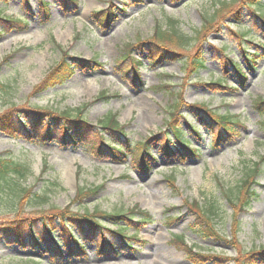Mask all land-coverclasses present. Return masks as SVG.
Segmentation results:
<instances>
[{
    "label": "rangeland",
    "instance_id": "rangeland-1",
    "mask_svg": "<svg viewBox=\"0 0 264 264\" xmlns=\"http://www.w3.org/2000/svg\"><path fill=\"white\" fill-rule=\"evenodd\" d=\"M76 2V8L64 0L0 2V17L27 23L21 29L0 21V113L13 105L72 115L77 111L85 124L80 126L82 129L77 127L82 133L79 132L80 139L75 141L63 140L57 133L46 141L36 129L30 139L12 138L0 130V158L21 163L27 170L18 180L21 191L7 188L0 191V264H153V259L159 256L163 261L160 264H237L251 251L264 248V163H261L264 118L252 109L255 98L264 99V53L254 59L253 71L243 61L244 56L250 58L258 52V46L264 48V32L254 24V17L245 8L240 21L230 17L240 3L233 0ZM43 4L47 5L49 16L41 11ZM221 5L226 7L222 19H218L222 22L221 30L207 37L200 30L202 19L217 17ZM98 11L112 15L108 27L93 19V13ZM169 20H174L177 32L187 37L184 56L201 48L205 69L187 77L184 58L151 66L146 53L135 50L130 56L141 63L139 83L133 81L130 72L124 76L120 63L126 52L124 45L150 39L155 26L168 28ZM237 33L245 34L252 44L242 42L241 46ZM199 36L201 41L197 40ZM63 56L70 71L64 70L68 66L62 67L65 72H60L61 80L39 91L37 87ZM226 60L240 65L247 78L244 87L237 86L233 73L223 72ZM219 76L230 88L238 89L213 91L215 88L206 85L218 81ZM99 93L109 98L97 99ZM194 104L237 116L235 135L213 144L211 135L189 109ZM173 106L182 115L174 117L179 123L176 126L183 131L191 126L200 136L197 139L189 133L185 135L190 147L198 150L197 155L184 151L180 157H165L160 153L162 137L172 133L165 126ZM108 116L115 118L124 137L113 133L110 136L111 133L100 130L98 121ZM145 139V147H150L154 158L149 160L150 168L146 172L138 169L139 163L132 160L129 151L120 160H113L110 153L100 150L105 145L117 147L126 142L131 148ZM254 164L260 172L253 178L256 195L237 211L239 208L235 206L240 201H234L231 206L225 196L228 190L235 191L246 168H254ZM95 188H99L97 192L86 194L80 205L72 204L79 190ZM22 191L45 199L34 205L38 198L25 196L14 209ZM211 199H215L217 205L213 208L217 206L218 212L208 224L218 238L201 237L191 230L197 218L192 207L195 204L204 207ZM64 208L80 213L96 210L101 214L140 210L149 219L141 222L134 216L130 221L116 222L127 227L128 239L121 242L122 239L114 238L109 232L117 226L101 220L105 231L98 229L95 235L109 236L116 253L100 254L92 237L86 233L77 236L73 228L71 235L85 246V255L76 252L69 255L63 248L59 229L53 235L62 254L54 250L45 252L40 220L33 228L38 231L36 237L41 238L39 247L20 248L7 241L5 225L9 220L20 216L40 219L37 212ZM134 234L135 240L133 237L129 240ZM175 236L182 237L186 247L176 243ZM195 253L204 258L196 259ZM259 256L252 260L253 264H264V254Z\"/></svg>",
    "mask_w": 264,
    "mask_h": 264
},
{
    "label": "trees",
    "instance_id": "trees-1",
    "mask_svg": "<svg viewBox=\"0 0 264 264\" xmlns=\"http://www.w3.org/2000/svg\"><path fill=\"white\" fill-rule=\"evenodd\" d=\"M41 1L42 0H39V2ZM238 1H240V3L238 4L239 6H237L230 17L234 18L237 21H240L241 14L244 10L243 8H245L250 12L252 17H254V24L260 27V30L264 32V0H233V3H237ZM0 2L4 3V0H0ZM64 2H66L67 4H71V6L76 8V0H64ZM43 6L44 10L42 9L41 11L44 12V15L49 16L47 5L43 4ZM219 8L220 9L217 10V13L219 11L217 17L213 15L210 18L202 19L203 24L200 30L204 34L207 33V37L211 33L221 30L220 27L222 22L220 21L219 23L218 19H222L223 9H225L226 7L221 5V7ZM1 10L2 9H0V11ZM220 14L222 16H220ZM93 15V19L104 28L108 27L111 22L112 15L107 14L105 11L94 12ZM0 21L4 24L9 23L13 26L20 27L21 29L27 26V23L25 21H16L12 20V18L0 17ZM168 24V28L165 29H162L160 26H155L150 39L138 41V43L132 45H124L123 49L126 52H124V56L120 61L123 68L121 69V73L124 76H128V73L130 72L131 77H133V81L135 83H139L138 69L141 63H139L137 59H134L132 56H130L131 52L135 50L146 53L147 62L151 66L162 64L164 62H173L175 60L184 58L182 62L183 70L187 77H189L190 75H197L199 72L205 69V60L201 53V48L197 47L192 54H190L188 57H185L184 53L182 52L186 48L185 43L187 42V37L177 32V30L175 29L176 22L174 20H169ZM236 35L240 40L241 46L242 42L250 45L252 44L251 41L245 39V34L237 33ZM197 40L201 41V36L197 37ZM258 47V52L252 54L250 58L244 56L243 59L248 69L252 71L255 69L254 67L256 65V60L254 59H259L261 56L260 53H264L263 46L260 45ZM243 50L246 53L245 49ZM65 58L66 56H63V58L60 59L56 66L49 71L48 76H46L45 80L37 87L39 91H44L45 89L53 87L56 82H59L62 78V76L60 75L62 73L61 71H63V73L66 70L70 71L71 67L66 63ZM89 62L93 63L94 61L92 62L89 60ZM124 65H126L127 67H123ZM62 67H67V69L65 68L64 71ZM223 72L233 73L237 80V86L244 87L247 78L240 65L235 64L231 60H226L223 63ZM206 85L210 88H215L213 89V91L221 89H238L230 88L221 76H219L218 81L210 82ZM98 98L107 99L109 97L105 96V94L103 93H99L97 99ZM189 109L201 123V127H203L206 132L211 135L213 144L223 142L225 139H227V137H229V135H235L234 127L238 126L237 124L239 121L237 116L229 115L228 113L220 114L215 110H210L207 107L198 104L189 106ZM252 109L257 113H260V115L262 114L261 116H263L264 118V99L255 98L252 101ZM177 111L178 107L176 108L175 106H173L172 111L169 113L167 112L168 120L166 121L165 127L168 128L172 133L171 135H164L162 137L163 139H160L162 145L160 153L165 157H180L181 153L184 151L188 152V155H197L198 150L190 147L189 141L185 139V135L186 133H190V135L196 138H200V136L197 131L191 126L188 127L187 132L183 131L178 126L179 123L176 122V118L174 117H181L182 115H180ZM80 114H78L77 111L73 112L72 115L65 112H56L52 109H38L30 105H27L23 108L13 105L9 106V108L0 113V130L6 132L7 135L12 138L22 137L25 139H30L33 137L31 133H33V130L36 129V132L38 133L40 138L45 139L46 141H49L51 139V135H53L54 133L61 135L63 140L70 139L71 141H75L76 139H80L81 135L79 132L82 133V130L77 129V127L81 128V125H85L83 120L80 118ZM45 118L48 119V123L43 124ZM176 124L178 125L176 126ZM261 125L262 128H264V120L261 121ZM97 126L100 128V130L111 133L110 136H113V134L120 135L121 137L125 136V134L123 133V129H121L120 125L117 123L115 118H112V116H108L107 118L98 121ZM39 127L41 128L38 129ZM145 142H147L146 139L144 142H137L135 145H132L131 148L128 147L131 144H128L126 142L124 144L122 143L123 145H118L117 147L115 145L109 144L102 146L103 149H99L101 151L110 153L113 160H120L125 156V151H129L132 155V160L139 163V165L137 166L138 169L142 172H146L150 168L149 160H154V158H152V155L150 153V147H145ZM261 163H264V156L262 157ZM257 167L258 165L254 164V168H246V172L241 177V180L236 186L235 191L228 190V193L225 196L228 205L230 204L231 206H234V201H240L238 202L239 205L235 206V209L236 207L239 208L237 209V211H241L243 209L242 207H246L256 195L255 191L253 190V178L257 173H260L257 171ZM26 171L27 170L23 164L14 162L8 158H0V191H2L3 188H7L9 190H20L18 189V180L22 179L26 175ZM98 189L95 188L89 191L79 190L75 195V199L72 201V204L80 205L82 203L83 197L86 194L93 195L97 192ZM28 193L29 191H22V195L19 196L21 198H17L15 200L18 201L16 202V205H14V209L18 208V202H20V200L25 196L28 199L30 197H35V199L38 198L35 194L28 195ZM44 199V197L38 198L37 201H34V205L42 203ZM191 204H193V202L187 204V207H191ZM214 204H216L215 199H211L210 201L207 200V204L204 207L195 204L196 207H192L193 209L189 208L192 209L197 216L194 224L191 226V230L201 237L211 236L218 238V236L214 232H211L208 224L212 217L217 216L218 208L217 206L213 208ZM49 210L51 211L37 212L40 213V215H38L40 219H36L35 216H20L9 220V222L5 225V237L7 238V241H9L10 244H17L20 248H26L27 246L39 247L40 243L38 242V240H40L41 238L36 237L38 231H35L33 228L34 223L40 220L41 230L44 233V240H46L44 242L45 252L51 251L53 253L52 250H54L55 252L58 251L60 255L62 254V249L58 247L59 242L53 235V231L59 229L60 238L63 241V248H65L68 254L72 255L73 252H76L77 255H85V246L78 242L80 241L78 237H74V235H71V229L73 228L76 231L77 236H79L80 233L82 235L86 233L87 236L92 237L93 241L97 243L96 248L100 254H103L105 252L116 253L117 250H115V244L111 241L112 239L109 236L101 234L100 237L99 233L95 235L98 229L104 230L101 224V220L111 222L112 224L114 223L117 226L115 230H110L109 232L114 238L122 239L119 240L121 242L124 241L123 239H128V237H126L125 235V230L127 227L118 226L116 222H127L130 221L134 216H138L141 222H146L149 219L148 214L140 210H129L126 213L116 212L115 214H101L96 210L92 211L91 213L82 210L80 213L79 211L73 212L69 210V208ZM135 236L136 234L130 236L129 240L131 239V237H133L132 239L135 240ZM26 237H28V239H26ZM173 239L176 243L186 247L185 241L182 237L175 236L173 237ZM188 250L192 249L188 248ZM185 251L186 253H189L187 252V250ZM199 254L200 253H195V258L198 257L196 259L204 258ZM260 254H264V248H259L258 250L251 251L247 258H243L239 262H235L237 264H253L252 260L254 261V258H261L259 256ZM191 258H193V256Z\"/></svg>",
    "mask_w": 264,
    "mask_h": 264
},
{
    "label": "bare ground",
    "instance_id": "bare-ground-1",
    "mask_svg": "<svg viewBox=\"0 0 264 264\" xmlns=\"http://www.w3.org/2000/svg\"><path fill=\"white\" fill-rule=\"evenodd\" d=\"M160 257V256H159ZM156 257L153 259V264H160V262L162 261L161 258ZM163 262V261H162Z\"/></svg>",
    "mask_w": 264,
    "mask_h": 264
}]
</instances>
